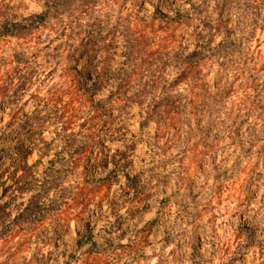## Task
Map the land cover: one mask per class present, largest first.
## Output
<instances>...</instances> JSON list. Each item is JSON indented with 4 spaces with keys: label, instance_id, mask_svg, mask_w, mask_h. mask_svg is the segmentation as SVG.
<instances>
[{
    "label": "rangeland",
    "instance_id": "rangeland-1",
    "mask_svg": "<svg viewBox=\"0 0 264 264\" xmlns=\"http://www.w3.org/2000/svg\"><path fill=\"white\" fill-rule=\"evenodd\" d=\"M48 7L40 51L14 58L34 83L0 100V232L19 214L27 231L44 223L0 264L94 253L104 264H264V0H0V32L19 42L13 24ZM132 26L145 34L135 51ZM71 82L89 105L110 106L65 176L90 140L89 109L63 132L32 94ZM153 83L178 113L160 132L147 115L154 96L139 95ZM78 183L95 194L69 208Z\"/></svg>",
    "mask_w": 264,
    "mask_h": 264
},
{
    "label": "trees",
    "instance_id": "trees-1",
    "mask_svg": "<svg viewBox=\"0 0 264 264\" xmlns=\"http://www.w3.org/2000/svg\"><path fill=\"white\" fill-rule=\"evenodd\" d=\"M49 8L50 7L41 13H32L29 16L24 17V24H20L19 22H15L13 24V26H20V29L24 30L18 33L19 42L12 45L11 42H9L8 39L11 37L10 33L13 32L11 31V27H5V29L0 32V100L8 96L13 90L25 87L29 84L32 85L34 83L32 78L26 76V71L23 72V65L26 64V62L24 60L18 62L17 60H14V58H16V55L22 51H40L35 39L37 37L36 35H38V33L45 27L46 22L51 19L52 14L50 13ZM74 15L71 16L69 20H65L60 17L57 25L59 24L60 28L63 29L62 31H67L70 28V25H72L73 22H76L75 19H77V16L75 17ZM132 32V38L129 44L130 49L135 51V42L143 39L145 34L143 30L139 31L138 27L133 26ZM9 51L13 52L11 58L6 56V53ZM131 56L134 57L133 55ZM191 65L193 67H199L200 63L195 62L191 63ZM136 70V68H133L129 74L124 76L121 80V87L122 85L131 82L133 78L139 74ZM191 71L193 70L185 69L183 75L187 76L189 73H192ZM157 92L158 87L153 83L150 86L141 88L139 90V95L141 98L150 94L154 96L153 102L147 110V115L148 118L156 120L158 130L160 132V130L162 131L168 128L170 123H175L178 120V113L173 110L172 103L169 102V91H165L160 95H156ZM32 95L38 101L41 108L46 110L49 117L54 118L55 121L60 124L63 132L74 129L79 120L80 113L87 108L89 109V117L85 119L81 128L83 133L89 135L90 140L83 146L80 152L72 156L71 166L66 172V176L69 171H73L76 168V165L82 161L84 153L90 147V144L94 140L96 131H98V122L107 117L106 112L110 105H104L101 103L89 105L78 86L73 82L70 84L55 85L49 88L44 94H41V92H35ZM190 95L191 99L197 96L195 90H193ZM162 105H164L163 109L161 108ZM16 175L17 173L14 172L12 176H10L11 179L16 178ZM49 179H51V181H49ZM49 179L46 182L47 184L45 185L44 190L40 192L39 196H46L49 194L51 188L57 186L56 178L51 177ZM60 192H62V190ZM94 194L95 189L78 183L76 190L71 191L69 195L75 196V198H72L71 202H67V205L71 208L77 203L89 204L92 201L90 197ZM22 215L23 214H19L12 221H9L8 224H4L3 230L0 232V257L7 255L6 258H10L13 256L15 252L11 249L16 243V239L19 237L22 238L23 241H27L29 239L28 234L30 233L32 235V233L36 231V228H38L40 224L44 223L43 218L36 219L37 224H34L33 228L27 231L25 228V219ZM61 215H63V219L66 221L71 220V217L73 216V214L69 211H64ZM138 244L139 243L137 241L133 242L129 245V248L134 250L138 247ZM15 250H17V248ZM107 257L108 255L105 253H94L92 256L89 254L82 261H80L79 258H76L66 261L65 264H104V262L108 259Z\"/></svg>",
    "mask_w": 264,
    "mask_h": 264
}]
</instances>
